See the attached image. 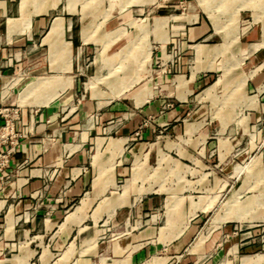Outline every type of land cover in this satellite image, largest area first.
Masks as SVG:
<instances>
[{"label":"crops","instance_id":"crops-1","mask_svg":"<svg viewBox=\"0 0 264 264\" xmlns=\"http://www.w3.org/2000/svg\"><path fill=\"white\" fill-rule=\"evenodd\" d=\"M75 1L66 0L67 11L49 18L59 0H44L45 10L35 0H0V109L11 115L16 111V138L0 146L10 151L0 170V264H113L122 259L126 264H264V204L253 205L243 220L215 225L201 243L183 233L201 214L215 213L218 202L212 208L203 204L222 183L240 182L226 197L242 184L247 173L236 177L237 165L257 157L256 170L264 174V148L254 152L253 140L247 148L253 128L264 137L262 24L247 26L244 18L240 28L246 29H240L235 53L219 66L217 58L231 46L220 54L224 38L221 34L222 41L213 42L217 31L207 16L186 11L153 17L147 73L114 91L99 88L104 95L88 87L87 96L85 85L92 79L80 81L85 71L109 70L108 64L115 63L112 68L139 67L140 51L130 47L137 35L130 34L143 8L111 11L104 19L101 11L91 19L90 2ZM151 2L156 0L146 3ZM156 18L165 24L155 27ZM133 52L125 66L116 60ZM37 82V89L23 93ZM4 120L0 114V126ZM160 138L164 144L158 150ZM146 153V161L152 154L157 158L156 167L161 155L167 156L161 164L174 182L163 186L167 190L160 184L156 191L138 188L125 195L118 183L130 178L135 161ZM263 184L264 178L243 192L241 204L264 194ZM116 195L126 197L124 204L95 222L90 214L100 198ZM168 196L180 198L178 207L167 205ZM87 200V217L78 222L70 213L83 210ZM194 203L203 207L191 216ZM171 206L177 211L169 223Z\"/></svg>","mask_w":264,"mask_h":264},{"label":"rangeland","instance_id":"rangeland-1","mask_svg":"<svg viewBox=\"0 0 264 264\" xmlns=\"http://www.w3.org/2000/svg\"><path fill=\"white\" fill-rule=\"evenodd\" d=\"M35 1L38 4L37 7H39L42 10H45V5L44 4L42 5V2H44V0H35ZM48 1H52V0H48ZM59 1L61 4L59 5L57 9L49 12L48 14L49 18L55 14H63L67 11L66 0H59ZM68 1L71 2L72 0H68ZM88 1L90 2V6L87 7V10L89 9L87 14L91 15V19L94 17V15L99 14L101 11H102V18L104 19L105 17H108L110 15L111 11H112L111 12V15H112V14H115L117 11L123 10L126 7L128 9L143 8V11L140 12L141 15L137 16V19H135L136 22L135 21L131 22L133 27L131 29V34H130L131 36L137 35L136 37H134V42L132 43V45L130 44V47L135 52L137 50L140 51L139 52V62H140L139 67L131 70V69H125V68H112L115 65H117L116 63L111 64V65L108 64V66H111V68L109 67V70H106V69L97 70L96 73L94 72L95 74H97V76H93L91 78L90 76L94 74L92 73L93 70L85 71L84 73L86 74V76H83L80 80L81 82H86L92 79L91 87L95 90V92L98 91L102 95H104L106 91L101 90L99 88L105 89L106 87H108L110 88V90L114 91V89L122 88V86H127L129 83H132L133 85L135 82L140 80V78H142L147 73V69L145 68V63L148 61V57L146 53L148 45H149L148 32H149V35H151L150 33L152 31V21L154 19L153 17H157L161 15L175 16L177 14H180L181 12H186V11L198 12L200 14L207 16L209 18L208 21L211 22L214 27L213 30L215 29L217 31L215 33L216 37L214 38L213 42H221L222 41L221 34L224 38L223 43L220 44V48L222 51L220 54L225 52L231 46L230 50H228L230 52L226 51L224 54H222L220 57L217 58L219 66L221 65V63L225 62L226 59L229 58V56L231 57V55L235 53L236 45L234 44L238 40L240 29L241 30L246 29V26L240 28V24L242 23V20H244V18L247 19V26L250 25L251 27H255V26H259L260 24H262V30L264 34V0H185L189 2L188 6L184 5L183 3L184 0H181L182 2H180V0H156V2H151V3H146V2L155 1V0H88ZM75 2H82L84 5L83 0H77ZM108 2H109V5H108ZM137 2L146 3V4H144L143 6L136 5V7H133L131 5ZM159 5H165V6H159ZM79 9L81 10V6L77 5L76 10H79ZM76 13L78 14V12ZM140 18H143V19H140ZM101 23L102 22H98L92 25V31H96ZM154 24H155V27H160L165 24V20L163 18H156ZM197 42H199V40H196L192 44H195ZM201 48L202 47H198L197 49L198 54H201V51H202ZM135 52L131 54L126 53V54L120 55V57H118L116 60L118 61L122 60L123 66H125L130 61L132 56L135 55ZM193 53L194 51L190 53L189 56L192 57ZM233 60L234 62L235 60L237 61L238 56L233 57ZM233 60L231 62H233ZM190 64H192V62ZM115 83L116 85H118L116 88L114 87ZM81 86H84V85L81 84ZM130 87L129 86L126 87L123 90V92ZM216 90L218 94H222V91H223L222 85L218 84V87ZM43 91L44 90L40 92H43ZM120 91H122V89ZM90 93L91 91L88 88L87 93L85 94L88 96L90 95ZM28 103L29 102L25 101L22 104H28ZM209 105L211 106V103L208 101L206 102L204 108L206 110H209ZM227 108L228 107L226 106L225 110ZM210 110H212L211 107H210ZM0 112H1L0 114L6 115L7 118L10 116L11 117L15 116V115H11L10 112L8 110H5L4 108L2 110L0 109ZM258 129L259 127H256L250 131L251 133L254 134L253 136L249 134L247 135V148H248V141L253 140L257 142L258 148L255 149L254 152L262 151L264 148L263 135L262 136L256 135V131ZM163 140L164 138H160L157 141L156 148L158 150L163 148V144H164ZM155 158L156 157H154V154H152L150 158L148 159V161H146L147 159V153H146L141 158H138L135 161L132 172H131V176H130V171H129V174L126 176V178H129V177L130 178L127 179L125 183H124V180L118 183V185L123 184L122 186H120V188H121V191L125 193V195L128 194V190L131 193L132 191L135 192V190H137L138 188H140L139 191L141 193L145 191L147 192L149 190L156 191L153 188L160 184H162V187L160 186L159 188L160 190H167L163 188V186L168 187L169 185H171V183L174 182L172 181V178H171L172 176H170L168 169L166 167H163L161 164L163 161L167 159V156L161 155V157L158 159V167H156L157 158L156 159ZM257 163H258V158L254 157L250 160L249 163H247L246 166L239 164L235 167L236 177H239L242 171H245L247 174L245 178L243 179L242 184L237 189H235L229 197H226V195L229 193L230 190H232L233 188L239 185L240 183L239 181L230 183V185H226V187H224L225 186V182H224L219 186L218 192L216 194H214L213 196L207 197L206 202L203 205H208V207L212 208L218 202V208L214 214L211 211L201 214L197 222L193 223L192 226H189L186 229H184L183 233H185L186 237L190 238L191 242H193L197 237H199L198 243H201L203 239L205 238V235L207 234V232H209L215 225H218L219 223L228 221V220H243L246 216L245 215L246 211H248L253 205H259V204L263 205L264 204V194L263 193L260 194L259 196H255L249 199L246 205L244 204L242 205L241 202L239 201V197L243 192L254 188L264 178V174L256 170ZM153 166L155 168H153ZM152 168H153V172L151 171V175H149L148 173ZM251 181L254 183L250 184ZM113 183H114L113 187H115L116 184L115 182ZM150 184H154V186H150ZM147 185H148V188H147ZM107 187H110V186H107ZM107 187L104 188V191ZM254 191L255 190L248 192L247 195H251L252 193H254ZM220 194L222 195L221 200H219ZM107 195L111 196L112 193L111 194L108 193ZM117 195L112 198L107 197V196H103L100 198V200L97 203V206L94 208V210L90 214L95 222L100 219L103 213H105L107 216H111L112 213L114 212V209L117 206L124 204L126 197L117 198ZM172 195L174 194H171L170 196ZM170 196L167 197V202H168L167 205H170V203L172 202L173 204L176 203L178 207L180 198L170 197ZM128 200H133V199H128ZM87 204H88V200L83 210L79 208L80 211L79 209H77L73 211L72 213H70L72 214L71 216L73 217L75 216V219L78 220V222L80 221L82 222L87 217V214L85 212ZM203 205L194 203L191 216L195 214L196 209L202 208ZM163 210L164 209H161L160 211V213H162L161 225L165 223ZM77 211H79V213H77ZM176 211H177V208H174L172 206L171 208L169 207V209L167 208L166 212H167L169 223L171 220L175 221ZM70 214L68 213V215ZM68 215L66 216V218L68 217ZM251 218L253 219V216ZM86 223L91 224L92 221L87 220ZM181 230L182 229H178L174 236L178 235L181 232ZM113 264H126V263H125V260L122 259ZM176 264H180V263L177 262Z\"/></svg>","mask_w":264,"mask_h":264},{"label":"built area","instance_id":"built-area-1","mask_svg":"<svg viewBox=\"0 0 264 264\" xmlns=\"http://www.w3.org/2000/svg\"><path fill=\"white\" fill-rule=\"evenodd\" d=\"M14 119L15 116H10L7 118V116L5 115L4 123L2 124V126H0V146L7 143H11L16 138V132L14 131L13 122ZM9 154V150L5 152L0 151V170L7 164L9 160Z\"/></svg>","mask_w":264,"mask_h":264},{"label":"bare ground","instance_id":"bare-ground-1","mask_svg":"<svg viewBox=\"0 0 264 264\" xmlns=\"http://www.w3.org/2000/svg\"><path fill=\"white\" fill-rule=\"evenodd\" d=\"M38 84H35V85H32V86H28L25 90H23V93L25 92V93H30L33 89H37L38 88V85H39V82H37ZM91 85H92V82L90 81V82H88V83H86V85H85V87H91ZM24 93V94H25ZM118 93H120V91H118L117 93H116V95H118ZM25 98V97H24ZM22 100V99H21ZM20 100V101H21ZM122 144V143H121Z\"/></svg>","mask_w":264,"mask_h":264}]
</instances>
